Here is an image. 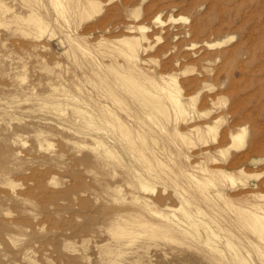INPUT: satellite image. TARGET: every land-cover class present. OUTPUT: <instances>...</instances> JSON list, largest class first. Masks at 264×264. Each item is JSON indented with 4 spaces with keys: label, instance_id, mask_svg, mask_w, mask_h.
Here are the masks:
<instances>
[{
    "label": "rangeland",
    "instance_id": "1",
    "mask_svg": "<svg viewBox=\"0 0 264 264\" xmlns=\"http://www.w3.org/2000/svg\"><path fill=\"white\" fill-rule=\"evenodd\" d=\"M262 196L264 0H0V264H264Z\"/></svg>",
    "mask_w": 264,
    "mask_h": 264
},
{
    "label": "bare ground",
    "instance_id": "2",
    "mask_svg": "<svg viewBox=\"0 0 264 264\" xmlns=\"http://www.w3.org/2000/svg\"><path fill=\"white\" fill-rule=\"evenodd\" d=\"M80 4H81V2H80ZM83 6V5H82ZM84 8H85V6H84ZM43 26H44V24L43 23H39V27L42 29V30H44V28H43ZM44 27H46V25L44 26ZM44 32V31H43ZM140 36V35H139ZM134 37V36H133ZM138 39V38H137ZM136 38L135 39H132V40H130L129 42H127V47H126V52H125V54L126 55H128V57L130 58V60H132L133 59V61H134V59H135V61L137 60L136 59V55H135V51H134V47L137 45V40ZM229 40V39H228ZM228 40H225V41H223V43H225V42H227ZM126 43V42H125ZM218 43V42H217ZM220 44V43H219ZM140 45V44H139ZM209 45H211V44H209ZM126 46V45H125ZM138 58V57H137ZM127 60V59H126ZM138 61V60H137ZM134 63V62H133ZM137 63V62H136ZM138 65V64H137ZM110 67V66H109ZM112 68H114V67H112ZM138 68H140V67H138ZM116 69V68H115ZM141 69V68H140ZM141 73V72H140ZM146 77V76H145ZM143 78V77H142ZM144 79V78H143ZM146 79V78H145ZM102 80V79H101ZM162 80H164V79H162ZM102 81H104V80H102ZM151 81V80H150ZM148 82V81H147ZM152 82V81H151ZM161 82V81H160ZM137 83H139V82H137ZM150 83V82H149ZM155 83V82H154ZM154 83H153V86L154 87H156L155 85H154ZM155 84H157V83H155ZM152 85V84H151ZM79 89V88H78ZM144 90H145V88H143ZM148 92L150 93V95L152 96V98L153 97H155V98H159L160 96H162V97H164V99L166 100V101H168V107L170 108V110L173 112V118L175 119V120H173V121H176V120H178L179 118H181V119H183V117L186 115V114H188L189 112H190V109H192L193 108V105H194V99H195V97L193 96V97H189V98H183L181 95H180V89H179V87H178V85H177V82H176V80L174 79V78H172V77H169L168 79H166V80H164V83H163V85H161V86H159V88H157V91H155V92H153V91H150V90H148ZM149 95V94H148ZM149 95V97H151ZM111 97V96H110ZM116 100V97L115 96H112L111 97V100ZM114 100V101H115ZM194 101V102H193ZM99 104V103H98ZM143 104L145 105V104H149L150 105V107H151V109H154V110H157V111H161V109L163 108V109H165V107L163 106V105H161V104H158V105H156V104H154V105H152L151 103H149L147 100H145L144 102H143ZM164 104V103H163ZM101 105H103V104H101ZM104 108V110H103V115L104 116H106L107 115V117H106V119H108L109 120V118H111L112 120H118V118L115 116V113L112 111V109H110V108H108V106L106 105V106H103ZM99 108H100V106H99ZM100 111H102V110H100ZM162 112V111H161ZM102 117V116H101ZM146 117L148 118V119H150L151 120V117H152V115L151 114H146ZM104 118V117H103ZM110 121V120H109ZM179 121V120H178ZM107 122V121H106ZM175 123V122H174ZM176 124H177V121H176ZM123 125V124H122ZM124 126V125H123ZM120 130H121V133L123 134V136L125 137V139L126 140H129V139H131V138H129L130 136L128 135V132H125V130L123 129V128H119ZM151 129V128H150ZM205 129V128H204ZM216 126L214 125V124H210V125H208L207 124V128H206V133H207V131L208 132H210V133H212V135H213V137H215V133H216ZM177 132V131H176ZM245 132H246V130H245V128H241L240 130H238L236 133H232L231 134V144L228 146V148L229 147H240V146H242L243 144H244V138H245ZM178 133V132H177ZM183 136V135H182ZM181 138V137H180ZM227 148V149H228ZM128 149H129V151L132 153V154H137L138 155V157L141 159V161L143 162V163H146V166L148 165V163L150 162L145 156H144V153L141 151V150H139L138 148H135V146L131 143V142H128ZM227 149H225V151L227 150ZM104 152L105 153H110V151L108 150V148L105 146V148H104ZM108 155V154H107ZM109 156V155H108ZM183 156V155H182ZM181 156V157H182ZM185 156V155H184ZM180 157V156H179ZM186 158V157H185ZM184 159V158H183ZM182 160V159H181ZM187 160V159H186ZM151 165V164H150ZM149 165V166H150ZM179 165H180V163H179ZM145 166V167H146ZM148 166V167H149ZM183 167V166H182ZM185 167V166H184ZM192 168H193V170L194 169H196V172H198V171H201L200 169H197V167L196 166H191ZM147 168V167H146ZM179 168V167H178ZM148 170H149V168H147ZM180 169V168H179ZM186 169V168H185ZM183 170V169H182ZM191 171H192V169H191ZM195 171V170H194ZM183 172H186V171H184L183 170ZM192 173H195V172H192ZM184 174V173H183ZM222 175H224L223 173H222ZM188 177L191 179V181L194 183V184H196V185H198L199 187H201V186H206V185H208L209 183H210V181H209V183H207V182H205L206 180L205 179H203V178H201V177H197L196 175H194V174H191V173H189L188 174ZM240 181H242V180H240ZM203 187V188H204ZM142 188H144V189H146L147 188V186L145 185V184H142ZM212 194H214L213 196H215V197H219L220 198V194L218 193V192H215V193H212ZM201 195L204 197V198H206L207 200H210V199H208L209 197L207 196V195H205V192H203L202 190H201ZM210 197H212V195H210ZM262 198H264V196H262ZM215 199V198H214ZM213 199V200H214ZM222 200V199H221ZM206 201V200H205ZM260 201V200H259ZM212 202V201H211ZM225 202V201H224ZM253 202V201H252ZM209 203V202H208ZM207 203V204H208ZM214 203V202H213ZM215 203H216V201H215ZM210 204V203H209ZM214 205V204H213ZM216 205V204H215ZM226 205V204H225ZM210 206H212V205H210ZM255 207V209H256V211L257 212H261L262 214H264V205H261V204H259L258 203V205H254ZM217 207H218V205H217ZM215 208V207H214ZM250 210V209H249ZM255 211V212H256ZM254 211H249L248 213H253ZM155 214H158L160 217L162 216V214L161 213H158V212H154ZM185 213H187V212H185ZM201 213V212H200ZM224 215V214H223ZM140 216V215H139ZM163 217V216H162ZM187 218H188V216H186ZM164 219H163V221L165 220V217H163ZM195 219V218H194ZM193 219V220H194ZM196 219H197V216H196ZM202 219V218H201ZM147 222V221H146ZM149 222V221H148ZM147 222V223H148ZM165 222V221H164ZM253 222V225H255V226H257V228L255 229V232L257 233V234H261V235H264V221H252ZM251 222V223H252ZM163 223V222H162ZM200 223V222H199ZM201 223H202V220H201ZM197 224V223H196ZM203 224V223H202ZM166 225V224H165ZM150 227H151V225H150ZM157 227H158V225H157ZM169 228V227H168ZM207 228V227H206ZM209 229V228H208ZM262 229V230H261ZM166 230V229H165ZM168 230V229H167ZM210 230V229H209ZM170 231V230H169ZM210 232V231H209ZM211 233V235H215L212 231L210 232ZM264 238V237H263ZM254 243V242H253ZM262 243V242H261ZM255 244V243H254ZM259 245H261V247H262V244H264V243H262V244H260V243H258ZM256 246V245H255ZM258 246V245H257ZM264 247V246H263ZM262 247V248H263ZM258 248V247H257ZM260 249V248H259ZM259 251V250H258ZM262 251V250H261ZM257 252V251H256ZM258 254H259V252H258ZM264 254V253H263ZM264 256V255H263ZM259 257H261L262 258V255H261V252H260V254H259Z\"/></svg>",
    "mask_w": 264,
    "mask_h": 264
}]
</instances>
